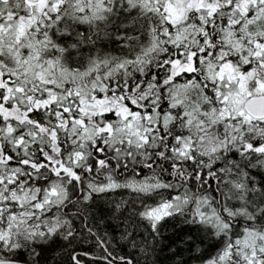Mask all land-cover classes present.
Masks as SVG:
<instances>
[{"label": "snow or ice", "instance_id": "1", "mask_svg": "<svg viewBox=\"0 0 264 264\" xmlns=\"http://www.w3.org/2000/svg\"><path fill=\"white\" fill-rule=\"evenodd\" d=\"M0 264H264V0H0Z\"/></svg>", "mask_w": 264, "mask_h": 264}]
</instances>
